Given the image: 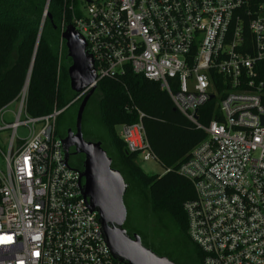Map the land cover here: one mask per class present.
Listing matches in <instances>:
<instances>
[{
    "label": "built area",
    "instance_id": "built-area-1",
    "mask_svg": "<svg viewBox=\"0 0 264 264\" xmlns=\"http://www.w3.org/2000/svg\"><path fill=\"white\" fill-rule=\"evenodd\" d=\"M76 1L63 0L64 9L94 60L96 83L127 70L143 75L206 132L178 168L194 188L184 209L202 264H264V2L81 0L79 13ZM29 83L30 75L12 122L6 106L0 110V132L8 131V149L0 148V264H126L89 208L82 169L65 161L56 135L64 109L30 116ZM215 99L219 118L202 123L200 108ZM144 115L117 133L139 160H157Z\"/></svg>",
    "mask_w": 264,
    "mask_h": 264
},
{
    "label": "trees",
    "instance_id": "trees-1",
    "mask_svg": "<svg viewBox=\"0 0 264 264\" xmlns=\"http://www.w3.org/2000/svg\"><path fill=\"white\" fill-rule=\"evenodd\" d=\"M262 2L264 0L250 1L253 7ZM69 24H72L71 13L65 11L63 0H50L49 3L47 0H0V110L17 98L30 75L27 113L39 117L50 114L54 109H64L56 124V135L60 138L72 128L71 109L83 98L70 106L78 94L70 87L68 68L72 60L61 37L64 26ZM261 78L264 79V69ZM216 83H219L218 79ZM95 97H98L99 124L119 161L117 164L109 154L112 166L121 171L128 184L127 191L139 200L144 217L155 219L172 237L171 243L163 239L156 245L148 243L144 235L138 233L143 243L177 264L185 262L176 251H183L189 245L202 263L201 251L189 237L184 209V204L194 197V188L178 173V168L193 147L206 138V132L197 129L175 108L169 94L161 89L158 82L130 70L124 75L101 79L85 113ZM215 106L216 99L200 108L202 123L219 118L213 113ZM139 111L145 114L142 122L151 148L165 167L163 175L146 173L137 163L138 155L129 152L116 131L119 125L138 122ZM65 113L69 119L66 130H62L59 120ZM103 148L107 150L105 145ZM72 157L78 162H71ZM82 160L83 155H72L70 164L82 169ZM167 219L169 225L165 223Z\"/></svg>",
    "mask_w": 264,
    "mask_h": 264
},
{
    "label": "water",
    "instance_id": "water-1",
    "mask_svg": "<svg viewBox=\"0 0 264 264\" xmlns=\"http://www.w3.org/2000/svg\"><path fill=\"white\" fill-rule=\"evenodd\" d=\"M61 37L72 60L68 68L70 87L83 97L78 107L75 129L69 128L62 138L65 161L69 162L72 155H83L82 192L91 211L98 213L105 241L114 257L126 264H177L168 256L160 255L146 246L138 233L130 235L125 228L128 184L121 171L112 166L113 160L102 142L89 141L83 133L84 113L97 88L94 60L86 51L84 38L72 24L65 27ZM33 63L34 58L30 71ZM72 147L75 148L73 153L70 152Z\"/></svg>",
    "mask_w": 264,
    "mask_h": 264
},
{
    "label": "rangeland",
    "instance_id": "rangeland-1",
    "mask_svg": "<svg viewBox=\"0 0 264 264\" xmlns=\"http://www.w3.org/2000/svg\"><path fill=\"white\" fill-rule=\"evenodd\" d=\"M76 10L79 13L84 12V2L81 0L76 1ZM95 101H92L85 113L84 116V124H83V133L84 137L89 140V141H101L103 145L106 147V151L108 154L112 155L113 158L115 159V162L118 164L119 161L116 157V152L113 150V146L108 141L107 134L105 130L101 127L99 124L98 118H97V106H96V101L98 100V97H95ZM76 99V98H75ZM73 100L71 105H73L75 102H78L80 99ZM80 103V102H79ZM79 103H77L76 106H73L71 109L73 113V126L72 128L75 129V122H76V115L79 107ZM18 101L14 100L10 104L6 106V112L4 115V119L6 122H12L14 120V112L18 110ZM24 119V116L22 117ZM69 119L68 113L63 114L60 117L59 120V126L62 130H66V123L67 120ZM116 131L120 132L121 127L117 126ZM7 133L8 131H3L0 132V148L3 151H7L8 149V142L6 140L7 138ZM28 131L26 127H19L18 128V135L20 137H25L27 135ZM71 162L77 163L78 159L77 158H71ZM137 163L141 166V168L148 174H160L163 175L165 173V167L156 159H151L149 161H143L139 160L137 158ZM0 167L5 168V160L3 155L0 153ZM125 204L128 209V216L125 222V227L127 229H130L131 232L135 233H142L144 237L146 238V241L150 244H156L158 245L159 242L163 241L165 239L166 242H172V237L169 233V231H166L163 227V225L159 224L155 219L148 220L146 217H144L140 205H139V200L137 197H135L134 194L131 192L126 193L125 195ZM168 225L170 224V221L167 219L165 221ZM165 230V231H164Z\"/></svg>",
    "mask_w": 264,
    "mask_h": 264
},
{
    "label": "flooded vegetation",
    "instance_id": "flooded-vegetation-1",
    "mask_svg": "<svg viewBox=\"0 0 264 264\" xmlns=\"http://www.w3.org/2000/svg\"><path fill=\"white\" fill-rule=\"evenodd\" d=\"M75 148H71L70 152L73 153ZM82 155V154H78ZM126 228V227H125ZM127 229V228H126ZM130 235L134 234L135 232H131L130 229H127ZM176 254L185 262V264H202L197 256H195L194 249L191 248L189 245L183 251H176Z\"/></svg>",
    "mask_w": 264,
    "mask_h": 264
}]
</instances>
